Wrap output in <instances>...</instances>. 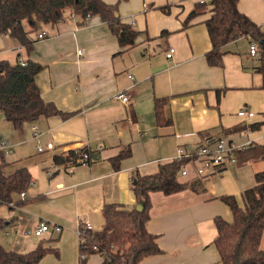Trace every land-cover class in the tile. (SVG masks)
I'll return each instance as SVG.
<instances>
[{
    "label": "crops",
    "instance_id": "1",
    "mask_svg": "<svg viewBox=\"0 0 264 264\" xmlns=\"http://www.w3.org/2000/svg\"><path fill=\"white\" fill-rule=\"evenodd\" d=\"M103 1L116 3L120 20L137 31L132 45L121 46L98 15L82 17L71 10L57 22H37L34 29L23 24L30 50L10 33H0V60L39 63L36 83L41 97L69 113L41 116L14 128L0 112V141L11 147L10 154L3 153L0 171L8 175L25 167L30 174L23 197L14 194L11 207L0 202V245L21 253L39 244L57 248V254L47 252L37 264L45 257L43 264H102L97 252L81 260L78 221L86 219L93 231L100 230L104 204L130 208L138 203L134 176L155 173L179 150L192 153L205 142L225 137L249 141L251 149L201 177L197 190L149 192L146 226L157 235L162 252L137 263L219 264L214 218L232 219L220 196L233 195L242 204L241 192L263 168L262 161L248 155L255 153L252 146L264 144V124L254 130H231L264 118V75L255 70L258 60L249 54L248 45H239L241 37L223 46L220 66L206 62L211 48L204 22L211 15L209 4L184 25L197 0ZM237 8L264 30V0H238ZM42 31L44 37L38 38ZM170 47L172 55L166 57ZM118 91L128 95V102L115 98ZM155 98H165L162 123L155 116ZM241 108L254 114L242 117L237 114ZM33 125L40 130L37 139L32 137ZM47 142L53 148L37 150V144ZM86 147L93 152L87 165L53 161L55 155ZM126 149L129 154L115 167L113 158ZM185 166L188 175L178 172V180L200 177L192 161ZM42 220L61 230L34 234Z\"/></svg>",
    "mask_w": 264,
    "mask_h": 264
},
{
    "label": "trees",
    "instance_id": "2",
    "mask_svg": "<svg viewBox=\"0 0 264 264\" xmlns=\"http://www.w3.org/2000/svg\"><path fill=\"white\" fill-rule=\"evenodd\" d=\"M238 0H211V15L204 21L211 48L205 53L206 62L211 66H220L225 53L223 46L238 38H247L256 45L258 64L255 70L264 75V30L237 8ZM207 3L195 2L188 13L184 25L194 17L199 8ZM66 10L82 17L98 15L106 22L121 46L132 45L137 31L123 23L117 15V5L105 3L103 0H0V33H10L21 44L31 49V40L23 22L34 29L37 22H57L62 19ZM42 66L31 60L24 64L19 61L11 63L0 60V112L14 128L25 122H32L41 116L69 113L60 111L52 102L45 101L36 83V76ZM217 90V98L220 97ZM165 98L154 99V111L158 123L164 122L162 104ZM264 124L260 122L245 124L234 130L243 128L257 129ZM251 146V145H250ZM251 147L236 150L235 156ZM255 153L250 158L263 162V168L254 172V183L241 192L242 204L233 195H223L220 199L229 207L232 219L227 221L220 216L214 218L216 235L213 243L219 254V264H264V249L260 248L264 233V144L254 145ZM129 150L116 155L113 165L118 167L121 158L127 156ZM74 153L65 156L55 155L56 164L67 163L74 158ZM187 160L173 159L159 164L155 173L136 175L132 178V190L136 201L143 203L142 210L135 206L125 208L120 204L107 203L102 208L104 224L100 230L88 231L86 240L79 244L80 258L83 261L88 254L97 252L102 257V264H137L147 256L159 254L162 249L157 243V235L147 229L149 219V192L161 191L171 194L186 188L197 190L202 187V178L180 181L177 178L179 169ZM5 164L4 154L0 150V167ZM30 180L25 167H20L8 175L0 171V202L8 204L13 195L24 190ZM1 223V220H0ZM96 246V250L93 249ZM58 253L56 247L37 245L29 252L21 253L0 245V264H37L47 253Z\"/></svg>",
    "mask_w": 264,
    "mask_h": 264
},
{
    "label": "built area",
    "instance_id": "3",
    "mask_svg": "<svg viewBox=\"0 0 264 264\" xmlns=\"http://www.w3.org/2000/svg\"><path fill=\"white\" fill-rule=\"evenodd\" d=\"M199 2L210 3L211 0H198ZM45 32H40L37 34L38 38H43ZM81 49H77L78 53H81ZM249 54L255 56L256 54V45L254 42H250L248 44ZM173 48H168L166 52V57H170L172 55ZM21 64H24L25 61L20 60ZM115 98L119 99L121 102L126 103L129 100L128 95L124 91H118L115 94ZM237 114L242 117L252 116L254 113L250 110H246L241 108L237 111ZM32 137L37 139L40 136V130L33 125L32 128ZM264 140V135H263ZM249 141L243 143H237L235 141L229 140L225 137H220L214 139L209 142H205L204 144L199 145L194 152L192 153H183L179 150L178 154L175 156L176 160H187L192 161L194 164V174L200 177H206L213 174L216 170L222 169L228 164L234 163L236 161L235 151L243 150L248 147ZM53 148L52 142H47L45 146L41 144H37V150L43 151L44 149ZM0 149L3 150L5 155L10 154L11 147L6 144L4 141H0ZM74 158H71L68 163L70 167L75 166L77 164L87 165L90 163L93 152L89 148H76L73 150ZM186 162V163H187ZM186 163L179 169V174L182 176L188 175V169L186 168ZM48 174L51 171L47 172ZM25 195L24 191L20 192V196L23 197ZM14 203L11 201L8 203V206H13ZM61 230V226L56 223H51L46 220H42L39 222V225L36 226L33 230V233L41 236L46 231L59 232ZM88 231H92V225L86 219H82L78 221L76 234L78 238V243H84L86 240V233ZM93 249H97L96 246H93Z\"/></svg>",
    "mask_w": 264,
    "mask_h": 264
},
{
    "label": "rangeland",
    "instance_id": "4",
    "mask_svg": "<svg viewBox=\"0 0 264 264\" xmlns=\"http://www.w3.org/2000/svg\"><path fill=\"white\" fill-rule=\"evenodd\" d=\"M23 22V24H27V21L26 20H24V21H22ZM242 38H244V37H242ZM249 43H248V39L247 38H244V39H242V40H240L239 41V45L240 46H247ZM253 183H254V179H253ZM252 183V184H253ZM4 246L6 245V243H4L3 244ZM5 247H7V246H5ZM260 248H262V249H264V233H263V235H262V239H261V243H260ZM49 256V255H48ZM50 258H53L52 256L50 257ZM57 260V259H56ZM59 260V259H58ZM44 262H46V257L40 262V264H43Z\"/></svg>",
    "mask_w": 264,
    "mask_h": 264
},
{
    "label": "water",
    "instance_id": "5",
    "mask_svg": "<svg viewBox=\"0 0 264 264\" xmlns=\"http://www.w3.org/2000/svg\"><path fill=\"white\" fill-rule=\"evenodd\" d=\"M135 209L136 210H142L143 209V203L140 201V202H138L137 204H136V206H135Z\"/></svg>",
    "mask_w": 264,
    "mask_h": 264
}]
</instances>
